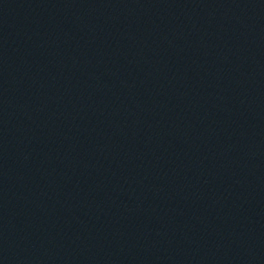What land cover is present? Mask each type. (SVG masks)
Wrapping results in <instances>:
<instances>
[{
  "label": "water",
  "instance_id": "water-1",
  "mask_svg": "<svg viewBox=\"0 0 264 264\" xmlns=\"http://www.w3.org/2000/svg\"><path fill=\"white\" fill-rule=\"evenodd\" d=\"M0 264H264V0H0Z\"/></svg>",
  "mask_w": 264,
  "mask_h": 264
}]
</instances>
